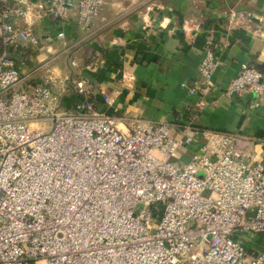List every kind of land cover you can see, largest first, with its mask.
<instances>
[{
	"label": "built area",
	"instance_id": "1",
	"mask_svg": "<svg viewBox=\"0 0 264 264\" xmlns=\"http://www.w3.org/2000/svg\"><path fill=\"white\" fill-rule=\"evenodd\" d=\"M104 5L0 0V264H264V251L248 250L243 240L264 234V159L257 151L263 140L189 120L119 116L118 108L109 110L111 95L102 96L101 108L82 91V80L70 73L55 79L51 59L22 70L29 49L53 38L46 30L63 40L74 16L89 31ZM226 20L230 29L263 31L245 10L230 9ZM71 54L69 65L78 67ZM93 64L85 68L95 71ZM218 64L207 37L200 80L185 84L199 94L195 106L213 90L264 104L261 70L243 63L215 89ZM37 72L45 74L30 83ZM133 81L122 72V87Z\"/></svg>",
	"mask_w": 264,
	"mask_h": 264
},
{
	"label": "crops",
	"instance_id": "2",
	"mask_svg": "<svg viewBox=\"0 0 264 264\" xmlns=\"http://www.w3.org/2000/svg\"><path fill=\"white\" fill-rule=\"evenodd\" d=\"M232 8L250 12L252 25L260 20L261 34L253 35L243 26L228 28L226 15ZM200 20L205 25L197 31L192 24ZM62 29L63 40L54 37L55 29H42L53 38L43 48L29 49L22 70L29 72L51 59L55 79L70 73L73 79L82 80V91H88L101 108L102 96L111 95L115 102L109 110L118 108L119 116L178 123L189 120L197 128L246 133L263 140L257 151L263 150L264 159V104L252 96L241 100L213 90L205 96V104L197 107L194 103L199 94H189L185 86L200 80L198 65L207 37L219 62L212 75L215 89L225 87L243 63L264 73V0H105L89 31L79 29L74 16ZM69 53L78 67L69 65ZM12 54L21 60L20 53ZM89 62L94 63L95 71L85 68ZM122 72H130L134 80L124 87ZM44 74L34 73L30 83ZM118 89L120 93L115 95ZM73 96L72 90L63 96L65 108ZM171 133L178 137L175 128ZM192 150L188 147L183 159ZM243 240L248 250H264V235Z\"/></svg>",
	"mask_w": 264,
	"mask_h": 264
},
{
	"label": "rangeland",
	"instance_id": "3",
	"mask_svg": "<svg viewBox=\"0 0 264 264\" xmlns=\"http://www.w3.org/2000/svg\"><path fill=\"white\" fill-rule=\"evenodd\" d=\"M50 127V122H47V128ZM178 138V137H177ZM264 234H260L259 236H263ZM258 235H256L257 237ZM256 252H260L261 250H255ZM264 251V250H262Z\"/></svg>",
	"mask_w": 264,
	"mask_h": 264
},
{
	"label": "trees",
	"instance_id": "4",
	"mask_svg": "<svg viewBox=\"0 0 264 264\" xmlns=\"http://www.w3.org/2000/svg\"><path fill=\"white\" fill-rule=\"evenodd\" d=\"M260 69V68H259ZM92 97V96H91Z\"/></svg>",
	"mask_w": 264,
	"mask_h": 264
}]
</instances>
